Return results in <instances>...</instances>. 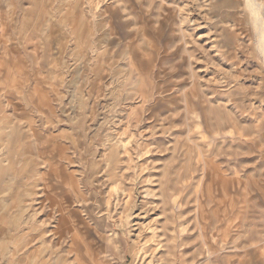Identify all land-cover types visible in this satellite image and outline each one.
Here are the masks:
<instances>
[{
	"label": "rangeland",
	"instance_id": "374dc122",
	"mask_svg": "<svg viewBox=\"0 0 264 264\" xmlns=\"http://www.w3.org/2000/svg\"><path fill=\"white\" fill-rule=\"evenodd\" d=\"M256 25L247 0H0V264H264Z\"/></svg>",
	"mask_w": 264,
	"mask_h": 264
},
{
	"label": "bare ground",
	"instance_id": "6f19581e",
	"mask_svg": "<svg viewBox=\"0 0 264 264\" xmlns=\"http://www.w3.org/2000/svg\"><path fill=\"white\" fill-rule=\"evenodd\" d=\"M248 9L252 12V14L257 19V30L260 38V48L264 54V15H263V7L261 4L257 3L256 0H247ZM259 48V49H260ZM14 134V132H13Z\"/></svg>",
	"mask_w": 264,
	"mask_h": 264
},
{
	"label": "crops",
	"instance_id": "0c3cea01",
	"mask_svg": "<svg viewBox=\"0 0 264 264\" xmlns=\"http://www.w3.org/2000/svg\"><path fill=\"white\" fill-rule=\"evenodd\" d=\"M19 229H21V227H18ZM13 237V236H12Z\"/></svg>",
	"mask_w": 264,
	"mask_h": 264
}]
</instances>
